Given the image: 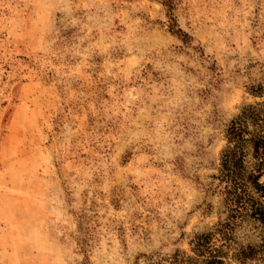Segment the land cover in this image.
<instances>
[{
	"label": "rangeland",
	"instance_id": "1",
	"mask_svg": "<svg viewBox=\"0 0 264 264\" xmlns=\"http://www.w3.org/2000/svg\"><path fill=\"white\" fill-rule=\"evenodd\" d=\"M172 15L186 43L161 0H0V264H151L218 223L264 0Z\"/></svg>",
	"mask_w": 264,
	"mask_h": 264
},
{
	"label": "trees",
	"instance_id": "2",
	"mask_svg": "<svg viewBox=\"0 0 264 264\" xmlns=\"http://www.w3.org/2000/svg\"><path fill=\"white\" fill-rule=\"evenodd\" d=\"M169 31L183 43L172 15L174 0H161ZM262 97V87L250 90ZM226 146L220 153L214 190L221 198V217L209 231L191 240L190 255L176 250L151 264H238L264 262V101L240 110L225 130Z\"/></svg>",
	"mask_w": 264,
	"mask_h": 264
}]
</instances>
